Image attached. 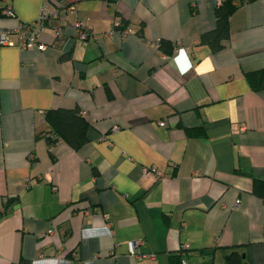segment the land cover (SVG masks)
Here are the masks:
<instances>
[{"label":"crops","instance_id":"0c3cea01","mask_svg":"<svg viewBox=\"0 0 264 264\" xmlns=\"http://www.w3.org/2000/svg\"><path fill=\"white\" fill-rule=\"evenodd\" d=\"M224 1L52 0L44 49H0V264H225L238 247L264 264V0H231L214 52L200 38ZM43 3L3 0L0 26ZM52 109L80 112L85 145H50Z\"/></svg>","mask_w":264,"mask_h":264},{"label":"trees","instance_id":"16d2710c","mask_svg":"<svg viewBox=\"0 0 264 264\" xmlns=\"http://www.w3.org/2000/svg\"><path fill=\"white\" fill-rule=\"evenodd\" d=\"M258 0H242V2H255ZM238 9V6L231 0L224 1L216 10L217 25L214 30L201 35L200 43L209 45L212 51L217 52L223 48V42L230 37V17ZM162 51L167 54L172 53L171 45L162 41L160 45ZM264 80V71L259 73ZM45 118L50 126V131L58 135V140H50V145L58 141H66L72 148L78 150L87 142L86 133L89 128L86 120L78 110L52 109L46 112ZM48 132V133H49ZM225 264H248L246 252L243 248H235L226 256Z\"/></svg>","mask_w":264,"mask_h":264},{"label":"built area","instance_id":"2783aa9c","mask_svg":"<svg viewBox=\"0 0 264 264\" xmlns=\"http://www.w3.org/2000/svg\"><path fill=\"white\" fill-rule=\"evenodd\" d=\"M60 2L61 5L67 11L73 10L75 8V6L73 5H68V3L65 2V0H60ZM54 15L56 14H54V11H52V0H44L41 12L36 21L32 23L24 24L17 28H3L0 26V49L5 46H16L20 50H27L35 45H38L40 49H44L45 48L44 45L38 44V36L46 28L47 23ZM13 16H14L13 8L10 5L3 4V0H0V18H7V17L9 18ZM62 18L64 21H66L68 19V15L64 14ZM77 26L79 27V39L82 42H87L91 37H95L91 27L83 26L80 23H78ZM61 31H62L61 28H55L54 36L59 37ZM13 36L16 38L15 41L11 39ZM159 124L160 126H165L164 122H160ZM47 136L50 138V140H58V135L53 131L47 133ZM31 159H33L32 156ZM144 172L146 174H151L155 176V178L157 179H161L165 177V173L163 171L157 170V168L155 167L144 168ZM236 206H239V202L236 203ZM89 230L90 229L84 230V234L89 233L90 232ZM101 230H102L101 232L102 234L105 235L113 234V230L109 225L101 228ZM142 244H143L142 240H135L130 242L129 243L130 253L134 256L140 255L138 254V250ZM181 250H182V254H184L189 250V245L185 244ZM183 263L187 264V261L184 260Z\"/></svg>","mask_w":264,"mask_h":264}]
</instances>
